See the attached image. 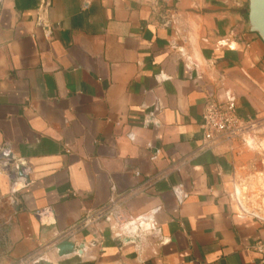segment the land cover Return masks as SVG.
<instances>
[{
    "label": "crops",
    "instance_id": "obj_1",
    "mask_svg": "<svg viewBox=\"0 0 264 264\" xmlns=\"http://www.w3.org/2000/svg\"><path fill=\"white\" fill-rule=\"evenodd\" d=\"M227 100L248 124L264 105L247 0H0V146L22 178L0 167V264H263L234 145L200 128ZM108 206L122 221L81 227Z\"/></svg>",
    "mask_w": 264,
    "mask_h": 264
},
{
    "label": "built area",
    "instance_id": "obj_2",
    "mask_svg": "<svg viewBox=\"0 0 264 264\" xmlns=\"http://www.w3.org/2000/svg\"><path fill=\"white\" fill-rule=\"evenodd\" d=\"M247 124L246 121L237 116L233 101H213L208 102L204 107L200 128L204 142L206 144H214L221 140L232 142L240 138ZM10 155L11 151L9 148L0 146V167L8 173L13 186L15 182L22 180V178L18 176L20 167L18 164L11 163ZM113 215L110 206L102 208L93 214H87L80 222L81 227L94 223L100 217H105L109 220ZM114 217L122 221V216L114 215ZM252 248L261 256V263L264 264V240L257 242Z\"/></svg>",
    "mask_w": 264,
    "mask_h": 264
},
{
    "label": "rangeland",
    "instance_id": "obj_3",
    "mask_svg": "<svg viewBox=\"0 0 264 264\" xmlns=\"http://www.w3.org/2000/svg\"><path fill=\"white\" fill-rule=\"evenodd\" d=\"M244 128L240 138L226 143L234 145L238 158L241 176L237 181L244 191L245 208L250 212H264V105L257 118Z\"/></svg>",
    "mask_w": 264,
    "mask_h": 264
},
{
    "label": "water",
    "instance_id": "obj_4",
    "mask_svg": "<svg viewBox=\"0 0 264 264\" xmlns=\"http://www.w3.org/2000/svg\"><path fill=\"white\" fill-rule=\"evenodd\" d=\"M247 26L250 33H255L264 43V0H247ZM19 173H21L19 171ZM58 256L69 254L74 250V245L64 241L56 246ZM35 264H49L43 259Z\"/></svg>",
    "mask_w": 264,
    "mask_h": 264
}]
</instances>
